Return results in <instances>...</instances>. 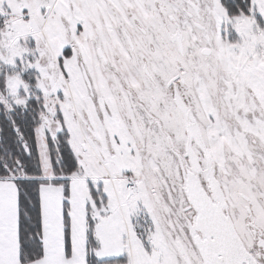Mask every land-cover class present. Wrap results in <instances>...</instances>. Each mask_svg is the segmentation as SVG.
Wrapping results in <instances>:
<instances>
[{"label": "snow or ice", "instance_id": "6c2138e0", "mask_svg": "<svg viewBox=\"0 0 264 264\" xmlns=\"http://www.w3.org/2000/svg\"><path fill=\"white\" fill-rule=\"evenodd\" d=\"M0 264H264V0H0Z\"/></svg>", "mask_w": 264, "mask_h": 264}]
</instances>
